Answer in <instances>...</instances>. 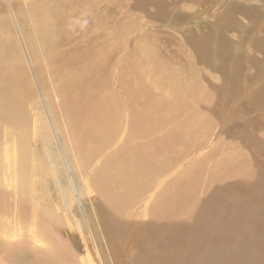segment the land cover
Returning a JSON list of instances; mask_svg holds the SVG:
<instances>
[{
  "label": "rangeland",
  "instance_id": "obj_1",
  "mask_svg": "<svg viewBox=\"0 0 264 264\" xmlns=\"http://www.w3.org/2000/svg\"><path fill=\"white\" fill-rule=\"evenodd\" d=\"M141 2L136 5L135 0H110L109 13L113 16L107 22L105 42L103 40L106 60L103 80L94 83L95 78L88 74L86 77L91 81L85 82L87 88L92 83L98 85L97 95L86 99L85 92H79L69 102L59 97L60 94L57 98L53 93L52 74L47 62L39 59L43 69L41 73L29 58L16 29L0 20V59L5 60V48L8 56L6 63L13 64L18 80L16 90L21 92V104L29 108L25 111L29 122L26 125L20 118L15 119V126L0 121V134L3 132L0 135V234L3 233L0 235V264H46L48 252H52L49 255L59 264H76L79 260L92 264H136L138 259H145L142 256L145 249L160 264H186L188 254L180 252L181 246L193 237L192 227L199 213L196 204L191 206L189 203L193 198L197 202L205 201L214 188L219 190L213 196L217 199L210 200L209 205L216 211V215L214 213L211 217L221 220L216 222L212 233L218 234V241L221 238L227 240L228 235L235 247L225 255L237 253L233 264H244V260L250 263L256 257L258 262L253 264H264V185H261L264 184V0H158L149 4L145 2L144 5ZM11 7L7 6L9 14L15 10ZM114 20L119 27L122 26L121 32L112 28L115 27ZM91 42L94 43L93 39ZM137 45L153 48V58L159 60V64L153 66L155 60L152 61L145 53L136 52ZM21 54L24 55L21 57ZM133 66H137L138 71ZM173 76L186 82L180 86L168 83L166 88L158 87V82L169 81ZM0 83L2 86V80ZM172 86L176 87L172 89ZM89 90L94 92L93 87ZM124 93L131 94L133 101L127 100ZM98 95H104V98L94 103ZM69 113L85 120H99L101 126L87 130L84 139L78 143L85 148H80L76 141L69 139L71 133L74 134L73 119ZM126 113L132 115L127 117ZM145 129L149 130L143 133ZM96 136L102 142L111 138L113 143L96 145ZM132 146L134 148L131 149ZM148 154L151 155L147 166L165 167L166 184L177 182L171 188L174 191L172 197L182 184L190 189L178 192L182 197L180 202L176 198L169 200L170 189L166 191L165 215L156 216L163 227L148 212L145 228L136 230L145 217L140 212L144 208L140 207L139 200L121 208L118 215L129 221L131 229L130 234L121 235L124 239L116 240L118 249L121 244L125 248L117 255L106 241L111 236L104 231L106 220L102 215L105 216V211L114 210L104 195L107 179L103 171L107 169L108 173H114L122 163H131L130 159H137V165L143 161L144 164ZM113 161L115 164L111 169ZM23 172L30 177L26 183L22 182ZM178 175L181 177L177 181ZM231 187L233 189L230 190ZM99 190L103 193L100 194ZM192 192L194 196H191ZM238 193L244 196L243 200L236 198ZM125 197L127 203L133 199V195ZM157 201L159 199L154 197L153 203ZM6 206H9L7 210ZM258 206L260 209H257ZM154 213L156 215V211ZM221 221L224 222L217 225ZM156 226H159L157 237L152 239L145 233L147 228ZM6 232L12 237L6 236ZM219 235L223 236L219 238ZM140 238L148 240V246L143 245L146 247L144 250L139 246ZM189 258L192 264L191 253ZM225 258L223 256L219 261L224 263Z\"/></svg>",
  "mask_w": 264,
  "mask_h": 264
},
{
  "label": "bare ground",
  "instance_id": "obj_2",
  "mask_svg": "<svg viewBox=\"0 0 264 264\" xmlns=\"http://www.w3.org/2000/svg\"><path fill=\"white\" fill-rule=\"evenodd\" d=\"M2 1V2H1ZM0 1V20L5 21L4 23H7L8 25L11 24V26H13L16 29V32L19 33L20 35V40L22 41L25 50H27V53L29 55V58L35 63V67H38V70H40V72L42 73L43 69L40 68V60L39 59H43V61H46L47 64L49 66L48 69L50 70L52 76L51 79L53 80L52 86V90L53 93L59 95V97L63 98L66 102L71 99H73L72 97L77 93H81V92H85V96L87 97L86 99H90L91 97H94L97 95L98 92V85L97 84H93L90 85L87 88V85L85 84V82H90L91 80H89V78L86 77V75L90 74L91 76H93L95 78L96 81L95 82H99L100 80H103V73H104V62H106V60L104 61V51H103V44L105 42L104 38H105V29L108 27L107 22L112 20V13H109L110 11V0H23L24 2H22V0H1ZM143 1V2H141ZM153 1H158V0H135L136 5H138L140 2L144 5L145 2H153ZM17 5H14V4ZM113 3V2H112ZM119 4V3H118ZM149 4V3H148ZM12 6L11 9L14 7V13L9 14L8 12V8L7 6ZM10 9V12H11ZM233 10V9H232ZM241 10V9H239ZM13 11V10H12ZM114 11V10H113ZM234 11H236L234 9ZM236 13V12H234ZM122 14V13H121ZM11 20H10V19ZM117 19V18H116ZM10 21H12V23H10ZM115 22V28L116 31H120L121 29L120 27L122 26H118ZM112 23V22H111ZM5 25V24H4ZM120 25V24H119ZM3 28V27H1ZM111 28V27H110ZM119 29V30H118ZM125 30V29H123ZM115 31V30H114ZM126 31V30H125ZM123 33H125L123 31ZM16 37V36H15ZM2 38V37H1ZM112 38V37H111ZM9 39V38H8ZM93 39V42H91V40ZM119 39V36H118ZM4 40V39H3ZM104 40V42H103ZM122 40L125 41L126 38L122 36ZM18 43V42H17ZM38 44V46H37ZM114 46V45H113ZM118 46V45H117ZM150 46V45H149ZM211 46V45H210ZM136 47V52H142L145 53V55L147 57H150L151 60H155L153 57L154 55V49L152 48V50L150 48H142L140 45L135 46ZM113 48V47H112ZM156 49V48H155ZM171 49V48H170ZM207 50V49H206ZM2 51V50H0ZM156 51V50H155ZM111 52V51H110ZM188 52V51H187ZM150 53H152L150 55ZM176 53V52H175ZM2 54V52H1ZM3 55L5 60H1L0 59V80H2V86H0V121L2 123H6V124H11L14 126L16 125V118H20V120L23 121V124H28L29 122L27 121V116H26V112L27 111L26 107H24L21 104V100H22V96H21V92L17 91V81L16 80V75H15V70L14 67L8 63H6V61H8V56H7V52L4 48L3 50ZM213 54V53H212ZM9 55V54H8ZM24 55V54H23ZM22 54L20 55L21 57L23 56ZM93 55V56H92ZM189 55V54H188ZM209 55V54H208ZM90 56V57H89ZM20 57V58H21ZM25 57V56H24ZM115 57V55H114ZM23 59V58H22ZM107 59V57L105 58ZM125 59V58H123ZM137 59V58H136ZM120 60V59H119ZM126 60V59H125ZM27 61V60H26ZM10 62V61H9ZM14 62V61H12ZM81 62V63H78ZM108 62V61H107ZM159 60H155L153 61V66H155L156 64H159ZM15 63V62H14ZM20 63V62H19ZM43 63V62H42ZM111 63V61H110ZM109 63V64H110ZM18 64V63H17ZM21 64V63H20ZM26 64V63H25ZM119 64V63H118ZM28 65V62H27ZM30 65H32V62H30ZM195 65V64H194ZM44 66V65H43ZM17 67V66H15ZM20 67V66H19ZM18 67V68H19ZM111 67V66H110ZM145 67V66H144ZM24 68V67H22ZM29 68V67H28ZM114 68V67H113ZM133 69H136L138 71V67L133 66ZM184 68V67H183ZM186 68V67H185ZM184 68V69H185ZM221 68V67H220ZM45 69L47 70V68L45 67ZM18 70V69H17ZM28 70V69H27ZM19 71V70H18ZM17 71V72H18ZM24 71V70H23ZM22 71V72H23ZM29 71V70H28ZM27 71V72H28ZM48 71V70H47ZM190 71V70H189ZM20 72V71H19ZM30 72V71H29ZM28 72V74H30ZM35 72V71H34ZM87 72V74H86ZM110 72V71H109ZM108 72V73H109ZM114 72V71H113ZM122 72V71H121ZM111 73V72H110ZM140 73V72H139ZM192 73V72H191ZM19 74V73H18ZM27 74V73H26ZM114 74V73H113ZM21 76V73L19 74ZM117 75V74H116ZM123 75V74H122ZM198 75V74H197ZM18 76V75H17ZM18 76V77H20ZM23 76V75H22ZM21 76V77H22ZM33 76V75H32ZM44 76V75H42ZM131 76V75H129ZM142 76V75H141ZM175 76V75H174ZM173 76V77H174ZM239 76V75H238ZM2 77V78H1ZM30 77V76H29ZM86 77V78H85ZM169 77V76H168ZM170 78L169 81H167L166 79H164V81L162 82H158L157 85L158 87H165L168 83H171L172 85H183L186 81L182 80V79H177V78ZM178 77V76H177ZM237 77V76H236ZM235 77V78H236ZM240 77V76H239ZM41 78V77H40ZM135 78V77H134ZM238 78V77H237ZM27 79V78H26ZM128 79V78H127ZM138 79V78H136ZM239 79V78H238ZM237 81L240 82V79ZM21 80V79H20ZM28 80V79H27ZM117 80V78H116ZM41 81V80H39ZM114 82V81H113ZM112 82V83H113ZM129 82V81H128ZM127 82V83H128ZM3 83L7 84V85H3ZM39 83V82H38ZM1 84V83H0ZM101 84V83H98ZM115 84V82L113 83ZM118 84V83H117ZM138 84V83H137ZM238 83H236L237 85ZM102 85V84H101ZM109 85V83H108ZM130 85V84H129ZM10 86V87H9ZM110 86V85H109ZM113 86V85H112ZM139 86V84H138ZM141 86V85H140ZM155 85H153L154 87ZM93 87L94 92L90 91L89 89ZM132 87V86H131ZM130 87V89H131ZM176 87V86H172V89ZM182 87V86H181ZM244 87V86H243ZM247 87V86H245ZM29 88V87H28ZM117 88V87H116ZM139 88V87H138ZM103 89V88H102ZM133 89V88H132ZM154 89V88H153ZM168 89H170L168 87ZM261 89V88H260ZM264 89V88H263ZM108 90V88H107ZM148 90V89H147ZM262 90V89H261ZM116 91V90H115ZM123 91V90H122ZM189 91V90H188ZM110 91H108L109 93ZM118 92V91H117ZM116 92V93H117ZM142 92V91H141ZM137 93V92H136ZM145 93V92H144ZM143 93V94H144ZM175 93V91H174ZM54 94V95H55ZM112 94V93H111ZM110 94V97H111ZM135 94V93H134ZM107 95V92H106ZM109 95V94H108ZM114 95V94H113ZM123 95L126 96L127 100L131 101V94H127L124 93ZM137 95V94H136ZM162 95V94H161ZM78 96V95H77ZM141 96V95H140ZM143 96V95H142ZM81 97V96H78ZM116 97V96H115ZM147 97V96H146ZM179 97V96H178ZM262 97V95H261ZM44 98V97H43ZM58 98V96H57ZM83 98V96L81 97ZM85 98V97H84ZM103 96H99L97 97V99L94 101L99 103L100 99H103ZM112 98V97H111ZM142 98V97H141ZM176 98V97H174ZM118 99V98H117ZM136 99V98H135ZM260 99V98H259ZM115 100V98H114ZM179 100V99H178ZM58 101V100H57ZM73 101V100H72ZM84 101V100H83ZM133 101V100H132ZM131 101V102H132ZM145 101V100H144ZM65 102V103H66ZM88 102V101H87ZM108 102V101H107ZM146 102V101H145ZM54 103V102H53ZM58 103V102H57ZM103 103V102H102ZM100 103V104H102ZM115 103V102H114ZM152 103V102H151ZM67 104V103H66ZM84 104V102L82 103V105ZM136 104V103H135ZM148 104V103H147ZM154 104V103H153ZM68 105V104H67ZM77 105V104H75ZM74 105V106H75ZM81 105V104H80ZM81 105V106H82ZM103 105V104H102ZM152 105V104H151ZM41 106V105H40ZM71 106V104H70ZM105 106V105H104ZM108 106V104H107ZM116 106V105H115ZM121 106V105H120ZM142 106V105H141ZM140 106V107H141ZM146 106V105H143ZM32 107V106H31ZM83 107V106H82ZM103 107V106H101ZM117 107V106H116ZM148 107V106H147ZM214 107V106H213ZM34 108V107H33ZM73 108V107H72ZM106 108V107H105ZM121 108V107H120ZM126 108V107H125ZM29 109V108H28ZM79 109V108H78ZM87 109V108H85ZM110 109V108H108ZM68 110V109H67ZM77 110V109H76ZM89 110V109H87ZM95 110V109H93ZM107 110V109H106ZM112 110V108H111ZM120 110V109H119ZM147 110V109H146ZM32 111V110H31ZM69 111V110H68ZM71 111V110H70ZM79 111V110H78ZM109 111V110H108ZM141 111V110H140ZM30 112V111H29ZM124 112V111H123ZM128 112V110H127ZM99 113V112H98ZM119 113V112H118ZM121 113V112H120ZM135 113V111H134ZM85 114V113H84ZM138 114V113H137ZM146 114V112H145ZM70 117L72 116V126H73V133H71V135L69 136V139L76 141L77 144L84 139V133L87 130H90L92 127H97V126H101L100 123L96 120L90 119V120H85L82 119L79 115L77 114H70ZM98 115V114H96ZM106 115V114H105ZM128 115H132V114H128ZM127 113L125 116H127ZM63 116V114H62ZM99 116V115H98ZM97 116V117H98ZM114 116V115H113ZM123 116V115H122ZM121 116V117H122ZM101 117V116H100ZM132 117V116H131ZM218 117V116H217ZM32 118V117H31ZM63 118V117H62ZM94 118V117H93ZM136 119V118H135ZM145 119V117L143 118ZM142 119V120H143ZM104 120V119H103ZM219 120V119H218ZM105 121V120H104ZM108 121V120H107ZM118 123V122H117ZM51 124V123H50ZM65 124V123H64ZM109 124V123H108ZM116 124V123H115ZM134 124V123H133ZM132 124V125H133ZM141 124V123H140ZM147 125V124H146ZM5 126V125H4ZM18 126V125H17ZM54 126V125H53ZM60 126V125H59ZM119 126V125H118ZM139 126V125H138ZM143 126V125H142ZM12 127V126H10ZM68 127V126H67ZM111 127V125H110ZM116 127V126H113ZM136 127V126H135ZM144 127V126H143ZM146 127V126H145ZM152 127V126H151ZM26 128V127H24ZM48 128V127H47ZM55 128V127H54ZM62 128V127H61ZM99 128V127H98ZM101 128V127H100ZM9 129V128H6ZM16 129H18L16 127ZM102 129V128H101ZM115 129V128H114ZM118 129V128H117ZM20 130V129H19ZM49 130V129H48ZM47 130V131H48ZM64 130V129H63ZM100 130V129H99ZM149 129H145L143 133L148 132ZM15 131V130H14ZM65 131V130H64ZM122 131V130H121ZM30 132V131H29ZM36 133V131H34ZM95 132V131H94ZM133 132V131H132ZM3 133V132H2ZM1 133V134H2ZM33 133V132H32ZM103 133V132H102ZM125 133V132H124ZM137 133V132H136ZM152 133V132H151ZM154 133V132H153ZM0 134V135H1ZM93 134V133H92ZM97 134V133H96ZM132 134V133H131ZM30 135V134H29ZM32 135V134H31ZM73 135V138H72ZM86 135V134H85ZM90 135V134H89ZM112 135V134H111ZM129 135V133H128ZM134 135V134H133ZM130 136V135H129ZM136 136V135H135ZM138 136V135H137ZM150 136V135H149ZM2 136H0L1 138ZM15 137V136H14ZM35 137V136H34ZM33 137V138H34ZM104 137V136H103ZM106 137V136H105ZM115 137V136H114ZM131 137V136H130ZM147 137V136H146ZM13 138V137H12ZM32 138V136H31ZM113 138V137H112ZM30 139V138H29ZM35 139V138H34ZM119 139V138H118ZM135 139V138H134ZM6 140V139H5ZM8 140V139H7ZM6 140V141H7ZM68 140V139H67ZM124 140V139H123ZM88 141V140H87ZM95 141V140H94ZM109 139H105L104 142L100 141L98 139V136H96V145L97 144H102V146L108 142L110 143ZM136 142V141H135ZM134 142V143H135ZM143 142V141H142ZM81 143V142H80ZM113 143V141H112ZM122 143V142H121ZM12 144V143H11ZM131 144V143H130ZM73 145V144H72ZM79 145V144H78ZM115 145V143H114ZM127 145V144H126ZM125 145V146H126ZM137 145V144H136ZM140 145V144H139ZM148 145V144H147ZM156 145V144H154ZM13 146V145H12ZM146 146V145H145ZM158 146V145H157ZM2 147V146H1ZM79 147H83L81 145H79ZM93 147V146H92ZM101 147V146H100ZM124 147V146H123ZM130 148V146H128ZM141 147V146H140ZM139 147V149H140ZM85 148V147H83ZM82 148V149H83ZM134 148L133 146L131 147V149ZM157 148V147H156ZM160 148V147H159ZM69 149V148H68ZM102 149V148H100ZM110 149L112 150V148L110 147ZM147 149V148H146ZM163 149V148H162ZM114 150V149H113ZM141 150V149H140ZM161 150V149H159ZM7 151V150H6ZM24 151V150H23ZM78 151V150H76ZM117 151V150H116ZM123 151V150H120ZM143 151V150H142ZM79 152V151H78ZM82 152V151H80ZM86 152V151H84ZM131 152V151H130ZM129 152V153H130ZM133 152V151H132ZM161 152V151H160ZM14 153V152H13ZM106 153V152H105ZM128 153V151H127ZM135 155V152H133ZM91 154V153H90ZM111 154V153H109ZM126 154V153H125ZM163 154V153H161ZM129 155V154H128ZM151 154H148V156L145 159V163L143 164H136V160L134 161L132 159L131 163H128L125 165L122 163L121 167L118 168L114 173H108L109 171L104 170L103 172L106 175L105 180L106 184H104L105 189H104V195H106V199L109 202L108 204H110L113 207L114 212H109V211H105V216L102 215V218L104 217L106 221H104L103 225L105 226L104 231L106 233H108L111 238L107 241V244H110L111 246H113V250L117 255L121 254L122 252H124L125 248L124 246L121 244L119 247L120 249H118L115 246V242L118 239H124L122 238V236L124 237V233L126 234H130V229L131 227L128 226L130 225L129 221L123 219L122 217H120L118 215V212L121 210V208H126L129 207L134 201L139 200L140 207L143 209L140 212H142L141 214L144 215L145 217L143 218V221H141V224L139 226H136V230H143L144 224L146 222V215L148 214V212L150 213V216H154L155 221L157 222V224L161 225L160 227H163L164 225L161 224L160 222H158V220L156 219V216L160 215V214H164L163 210H166V191H168L169 189V193L171 194V196L168 198L169 200L174 201V198L176 199H180L179 202L182 200V197H179L181 194L178 193L179 191H185V188H187L188 190L190 189L187 185L182 184V186H179L175 197H172L174 194V191L171 190L172 186L174 184H176L177 182L175 181H170V183L168 182L166 184V169L165 167H158L157 165H148L149 163V157ZM231 155V154H230ZM92 156V155H91ZM103 156V155H102ZM113 156V155H112ZM116 156V155H115ZM114 156V157H115ZM121 156V155H120ZM119 156V157H120ZM33 157V156H32ZM118 157V156H117ZM123 158V156H121ZM130 157V156H129ZM134 156H132L133 158ZM40 158V157H39ZM12 159V158H11ZM106 159V158H105ZM101 160V159H99ZM126 160V159H125ZM139 160V159H138ZM82 161H84L82 159ZM98 161V160H97ZM116 161V160H115ZM115 161L112 162L111 166L113 169V164H115ZM121 159H118V162H120ZM152 161V160H150ZM76 162V161H74ZM79 163V162H78ZM92 163V162H91ZM21 164V163H20ZM17 165V164H16ZM41 165V164H40ZM94 165V164H93ZM102 165V163H101ZM20 166V165H19ZM44 166V165H43ZM76 166V165H74ZM95 166V165H94ZM115 166V165H114ZM140 168H138V167ZM1 167V166H0ZM4 167V166H3ZM27 167V166H26ZM30 167V166H29ZM39 167V166H38ZM16 168V166H15ZM75 168V167H74ZM81 168V167H80ZM103 168V167H102ZM5 169V168H4ZM11 169V167L9 168ZM14 169V166H13ZM34 169V168H33ZM37 169V168H36ZM86 169V168H85ZM98 169V168H97ZM38 170V169H37ZM48 168L45 169L46 174L49 173V171H47ZM90 170V169H88ZM148 170V171H147ZM43 171V170H42ZM41 171V172H42ZM10 172V171H9ZM40 172V171H39ZM77 172V170H76ZM85 172V171H84ZM33 173V172H31ZM35 173V171H34ZM86 173V172H85ZM99 173V172H98ZM188 172H185L184 175H182L183 177L186 176ZM4 174V173H3ZM20 174V173H19ZM146 174V175H144ZM224 174V173H223ZM18 175V174H17ZM82 175V174H81ZM89 175V174H88ZM22 182L26 183L29 177V175H26L25 172L22 173ZM31 176V175H30ZM85 176V175H84ZM105 177V176H104ZM103 177V178H104ZM181 176L178 175V177H176V180L178 181L179 178ZM5 178V177H4ZM30 178V177H29ZM35 178L36 175H35ZM42 178V177H41ZM149 178V179H148ZM39 179V178H37ZM193 179V178H192ZM34 180V179H33ZM44 180V179H43ZM87 180V179H86ZM101 180V179H100ZM104 180V181H105ZM237 181V180H236ZM38 182V181H37ZM241 182V181H240ZM10 183V182H9ZM34 183V181H33ZM192 185V183H189ZM238 184V183H237ZM4 185V184H3ZM8 185V183H7ZM31 185V184H30ZM38 185V184H37ZM255 185V184H253ZM260 185V184H259ZM264 185V184H261ZM1 186V185H0ZM15 186V185H14ZM17 186V185H16ZM43 186V185H42ZM95 186V185H94ZM236 186V185H235ZM7 187V186H6ZM20 187V186H19ZM23 187V186H22ZM34 187V186H33ZM238 187V185H237ZM255 187V186H254ZM14 188V187H12ZM27 188V187H26ZM16 189V188H15ZM32 189V188H31ZM44 189V188H43ZM92 189V188H91ZM101 189V188H100ZM225 189V188H224ZM230 190L233 189V187L229 188ZM244 189V188H243ZM261 189V188H260ZM97 191V189H95ZM219 188H214L213 192L211 191L210 193H212L210 196H208L207 199H205V201H196L195 198H193V200L190 201V205L192 206L193 203L196 204L197 209L199 208V213L193 214V216H195L196 224L195 226H193V230H192V238L189 239V241H187L188 243L186 244L185 242V246H181V250L180 252L182 254H188V258L187 260L184 262L186 264H190V253L192 255V264H233V259L237 258V253H231L228 255H225L229 252H232V248L234 249V244H232L231 242V238L227 236V240L226 239H222L221 237L223 235H219V238H221V240H216V235H214V233H212L213 229L215 230V226H216V222L221 220V219H212L211 215H213L216 211L214 210V208L209 205L210 204V200L212 199H217V198H213V196L218 192ZM245 190V189H244ZM15 191V190H14ZM13 191V192H14ZM93 192V190H91ZM90 191V193H91ZM264 191V190H263ZM26 192V191H24ZM23 192V193H24ZM29 193V191H27ZM26 192V193H27ZM182 192V193H183ZM209 192V191H208ZM220 192H223L220 190ZM233 192V190H232ZM242 192V191H241ZM25 193V194H26ZM94 193H96L94 191ZM100 193V190H99ZM103 193V192H101ZM100 193V194H101ZM250 193V192H249ZM258 193V192H257ZM10 194V193H9ZM20 194V193H19ZM93 194V193H92ZM191 196H194V192L191 193ZM219 194V193H218ZM227 194V193H226ZM256 194V192H255ZM259 194V193H258ZM257 194V195H258ZM8 195V194H7ZM18 195V194H17ZM95 195V194H94ZM97 195V194H96ZM133 195V199L128 200L129 202H126V197L128 196L130 198V196ZM252 195V194H251ZM261 195V194H260ZM263 195V194H262ZM236 198L238 199H244V196L240 193L235 194ZM15 197V196H14ZM19 197V196H18ZM22 197L25 199V197L22 195ZM32 197V196H31ZM156 197L159 199V201H157L156 203H153V198ZM217 197V196H216ZM249 197V196H248ZM259 197V196H258ZM7 198V197H6ZM20 198V197H19ZM36 198V197H35ZM50 198V197H49ZM100 198V197H99ZM257 198V196H256ZM28 199V198H27ZM101 199V198H100ZM246 199V198H245ZM251 199H253L251 197ZM13 200V199H12ZM102 200V199H101ZM241 200V201H242ZM264 200V199H263ZM4 201V200H3ZM37 201V200H36ZM247 201V200H246ZM22 202V201H21ZM102 202V201H101ZM219 202V201H218ZM222 202V201H221ZM249 202V200L247 201ZM38 203V202H37ZM96 203V202H94ZM99 203V202H98ZM96 203V204H98ZM216 203V200H215ZM242 203V202H241ZM251 203V202H249ZM26 204V203H25ZM158 204V205H157ZM252 204V203H251ZM262 204V203H261ZM15 205V204H14ZM102 208H103V203L101 204ZM107 205V204H106ZM165 205V206H164ZM226 205V204H225ZM232 205V204H231ZM16 206V205H15ZM21 206V204H20ZM29 206V204L27 205ZM108 206V205H107ZM158 206H161L160 208H156ZM249 206V205H248ZM254 206V205H253ZM9 207V206H8ZM7 206L5 207L6 210L8 208ZM19 207V206H18ZM33 207V206H32ZM247 207V206H246ZM256 207V206H255ZM263 207V206H262ZM46 208V207H44ZM105 208V207H104ZM156 208V209H154ZM31 209V208H28ZM27 209V210H28ZM38 209V208H37ZM93 209V208H92ZM91 209V210H92ZM99 209V208H98ZM237 209V207H236ZM255 209V208H254ZM257 209H260V207L258 206ZM104 210V209H103ZM249 210V209H248ZM250 210H252V208H250ZM38 211V210H37ZM44 211H46V209H44ZM97 211V210H96ZM94 211V212H96ZM154 211H156V215L154 213ZM33 212V211H32ZM47 214H50V212L47 210L46 211ZM254 212V211H253ZM4 213V212H3ZM2 213V214H3ZM9 213V212H8ZM102 213V212H101ZM234 213V212H233ZM263 213V212H262ZM261 213V214H262ZM208 214V216L206 215ZM1 215V214H0ZM52 215V213H51ZM54 215V214H53ZM141 215V216H142ZM165 215V214H164ZM216 215V213H215ZM222 215V214H221ZM5 216V215H4ZM94 216V215H93ZM120 218H119V217ZM220 216V215H218ZM48 217H52L49 216ZM128 217V216H127ZM223 217V216H220ZM228 217V216H227ZM253 217V216H252ZM251 217V218H252ZM95 219V217H93ZM97 218V217H96ZM193 218V217H192ZM236 218V217H235ZM256 218V217H255ZM261 218V217H259ZM236 220V219H234ZM106 222V223H105ZM162 222V221H161ZM194 222V221H193ZM224 221L219 222L217 225L221 224ZM51 223V222H50ZM163 223V222H162ZM194 224V223H193ZM192 224V225H193ZM260 224V222H259ZM235 222L232 225V228L234 227ZM16 226V225H15ZM221 227V226H220ZM32 228V227H31ZM159 228V226L156 227H149L147 228L148 231L145 234H148V237H151L152 239H155L156 236V229ZM190 228V229H192ZM30 229V228H29ZM56 229V228H55ZM189 229V230H190ZM222 229V227H221ZM34 230V229H33ZM99 229H96L95 231H97ZM117 231V233H114V231ZM262 230V229H261ZM2 231V230H1ZM17 231V230H16ZM32 231V229H31ZM30 231V232H31ZM93 231V230H92ZM100 231V230H99ZM222 231V230H221ZM13 232V231H12ZM18 232V231H17ZM29 232V233H30ZM94 232V231H93ZM98 232V231H97ZM216 232V231H215ZM264 232V231H263ZM7 233V232H6ZM218 233V232H217ZM245 233V232H244ZM255 233V232H254ZM3 234V233H2ZM0 234V235H2ZM15 234V232H14ZM139 234V233H138ZM6 236H8V233L5 234ZM11 235V234H10ZM8 236V237H12V236ZM19 235V234H18ZM31 235V234H30ZM122 235V236H121ZM263 235V234H261ZM14 236V235H13ZM166 236V235H165ZM23 237V236H22ZM244 237V236H243ZM2 239H4V237H1ZM36 239V237H34ZM48 238V237H47ZM50 238V237H49ZM88 238V237H87ZM229 238V239H228ZM248 238V237H247ZM252 238V237H251ZM5 239L7 240V238L5 237ZM18 239V238H16ZM46 239V238H45ZM256 239V238H255ZM10 240V239H9ZM15 242V239H12ZM88 240V239H87ZM264 240V237H263ZM11 241V240H10ZM7 241V242H10ZM17 241V240H16ZM47 241V240H46ZM151 241V240H150ZM153 241V240H152ZM151 241V242H152ZM256 241V240H255ZM262 241V240H261ZM6 242V241H4ZM96 242V241H94ZM183 242V241H182ZM11 243V242H10ZM17 244H19V242H15ZM89 243V242H88ZM256 243V242H255ZM147 245L148 246V240H144V238H140L139 239V246L142 247V249L144 250L146 247H144L143 245ZM183 244V243H182ZM247 244V243H246ZM253 244V243H252ZM7 245V244H6ZM20 245V244H19ZM24 245V244H23ZM160 245V244H159ZM162 245V244H161ZM160 245V246H161ZM166 245V244H165ZM31 246V245H30ZM262 246L264 247V241H262ZM38 247V246H37ZM47 247V246H46ZM51 248V246H49ZM57 247V246H56ZM59 247V246H58ZM166 247V246H164ZM252 247V246H250ZM263 247H261V250L263 249ZM17 248V247H16ZM40 249V246L38 247ZM28 249V248H27ZM56 249V248H55ZM120 250V252L116 251ZM150 249V248H149ZM29 250V249H28ZM54 250V247H53ZM65 250V249H64ZM91 250V247H90ZM89 250V251H90ZM241 250V249H240ZM257 250V249H256ZM37 251V250H35ZM46 252V250H44ZM86 251V250H85ZM130 251V250H129ZM145 254L142 256H145V261H141L138 259L139 263L136 264H160V261L157 259H153V257L146 251V249L144 250ZM158 251V250H157ZM179 251V249H178ZM248 251V250H247ZM250 251V250H249ZM14 252V251H13ZM12 252V253H13ZM92 252V251H91ZM113 252V253H114ZM52 252H48V255L45 256L46 260L48 261V263L46 264H59L54 258L53 256L49 255ZM114 253V254H115ZM135 253H136V247H135ZM151 253V252H150ZM240 253V252H239ZM261 252H259L260 254ZM22 254V253H21ZM56 254V253H55ZM241 254V253H240ZM112 255V254H111ZM150 255V257H149ZM255 255L257 256V253H255ZM6 256V255H5ZM10 256V255H9ZM87 256V254H86ZM113 256V255H112ZM148 256V259H146ZM223 256H226V261L223 263L222 261H219L221 259H223ZM57 257V256H55ZM117 258V257H116ZM143 258V257H142ZM242 258V257H241ZM79 259V258H78ZM160 259V258H159ZM248 259V258H247ZM117 260V259H116ZM236 260V259H235ZM239 260V259H238ZM76 261V260H75ZM95 259H92V262H94ZM113 261V260H112ZM232 261V262H231ZM249 261V260H248ZM256 261L258 262V257L254 258V260H252L250 263L246 262V260H244V264H253V262ZM92 264L91 262L87 263V262H83L82 260H79L76 264ZM117 262V261H116ZM67 263V262H66ZM21 264V263H20ZM69 264V263H68ZM119 264V263H118ZM237 264V263H236Z\"/></svg>",
  "mask_w": 264,
  "mask_h": 264
}]
</instances>
